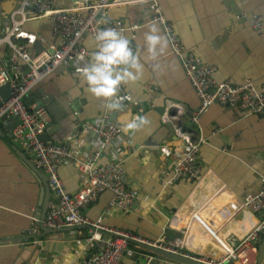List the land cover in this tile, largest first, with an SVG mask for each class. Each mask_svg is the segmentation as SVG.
<instances>
[{
    "label": "crops",
    "instance_id": "obj_1",
    "mask_svg": "<svg viewBox=\"0 0 264 264\" xmlns=\"http://www.w3.org/2000/svg\"><path fill=\"white\" fill-rule=\"evenodd\" d=\"M72 1L55 0L54 3L64 7ZM18 5L19 0H0V29L9 23V16ZM160 5L183 46L203 63L214 66L217 80L233 84L251 81L256 87L264 83V24L262 32L256 33L250 23L253 15L264 19V0H160ZM107 15L124 23H144L134 34H125L134 47L143 44L149 24L157 25L145 24L150 12L142 6H114ZM22 28L40 34L48 47L54 42L47 19L30 21ZM82 44L90 51L94 49L90 37L84 36ZM0 57L3 61L7 59L5 47ZM43 80L33 92L49 103L47 131L56 143H70L77 137L81 144L87 145L89 134L78 130L104 113L121 120L125 127L120 157L127 186L135 190L138 201L127 214L103 216L111 197L109 192H104L97 201L81 209L83 215L90 219L101 216L106 227L128 230L149 239L172 241L181 238L191 253L218 254L216 240L200 221H204L212 207L220 202L233 196L253 194L260 188L264 179V117H242L237 108L213 104L192 122L200 103L168 44L156 61L145 63L140 79L121 87L123 93H130L131 101L123 102L118 111L106 110L105 102L91 96L80 74L72 70L56 69ZM32 97L36 103L37 94ZM171 103L178 104L180 109L171 112L176 119L164 123L161 115L166 110L170 114ZM139 116H144L147 123L129 131L127 124ZM15 120L14 128L18 123ZM173 125L180 126L192 139H204L197 155L199 176L163 187L162 182L182 151ZM14 128L0 120V264H84L95 250L85 242L89 234L86 226L73 231L70 235L74 238L66 241L32 228L40 204L45 201L41 193L43 185L33 172L36 167L31 150L13 136ZM158 145H166L173 155L164 159ZM113 158V152L106 151L102 162ZM58 173L67 193L80 188V174L73 165L60 166ZM56 199L50 194L45 201L47 208ZM205 204L196 218H192L195 208ZM261 218L260 213L250 215L243 210L218 229L216 236L226 244L227 237H243ZM35 240L41 241V245L36 246ZM129 248L132 255L125 253L122 264L134 261L178 264L158 259L145 248ZM250 264H257V252L251 256ZM259 264H264V259Z\"/></svg>",
    "mask_w": 264,
    "mask_h": 264
},
{
    "label": "built area",
    "instance_id": "obj_2",
    "mask_svg": "<svg viewBox=\"0 0 264 264\" xmlns=\"http://www.w3.org/2000/svg\"><path fill=\"white\" fill-rule=\"evenodd\" d=\"M54 2L55 0H19L18 7L9 16V23L0 29V47H5L8 51L5 61L0 57V88L5 84L10 88L8 100L0 104V120L17 119L13 136L23 147L31 150L35 167L45 174L51 194L57 198L48 208L43 225L55 230L86 226L89 234L86 235L85 242L90 249L97 252L84 264H122V256L125 253L132 255L129 246L138 245L163 250L201 264H250L251 256L257 252L253 242L264 232V179L255 193L243 197L233 196L220 202L212 207L204 221H200L216 240L218 254L191 253L181 238H173L172 241L160 238L154 240L128 230L106 227L102 224L101 216L90 219L81 213V209L97 201L102 193L109 192L111 197L103 216L127 214L134 209L139 198L135 190L127 186L120 157L125 130L123 122L104 113L84 123L78 131L89 134L87 145L81 144L77 137L65 144L43 142L38 137L50 123L49 112L44 105L37 102L25 104L24 97L31 88L58 68L79 73V69L89 62L93 51L83 46L84 36L93 39L96 31L104 27H115L124 35L134 34L144 24L134 21L124 23L109 18L107 13L114 6H142L150 12V18L145 24L156 23L160 27L171 53L177 58L185 78L199 100L200 106L191 118L192 122H196L213 104L237 108L242 117H264V83L256 87L251 81L233 84L217 80L215 67L203 63L198 56L186 49L175 35L171 23L164 16L160 0H74L64 7ZM241 16L245 18L244 15ZM38 19L49 20L54 37V42L40 53H36L32 48L38 34L29 33L22 28L25 23ZM250 23L256 33L262 32L263 17L253 15ZM119 92L121 97H126L122 103L131 101L130 93H123L121 89ZM169 108L170 114L166 110L161 115V121L164 123L176 119L171 112H178L180 106L171 103ZM141 112L139 109L138 113ZM173 133L179 138L182 151L162 182L163 187L181 180H195L199 176L197 155L204 139H192L177 125H173ZM106 151L113 152L114 158L102 162ZM158 151L164 159L173 155L166 145H158ZM68 164L73 165L80 174L81 186L74 193L66 192L58 173L60 166ZM205 207L206 204L195 208L196 211L191 217L195 219ZM243 210L250 215L260 213L262 218L253 224L243 237H227L228 243L225 244L217 238L215 232ZM33 243L36 246L41 245V241L35 240ZM100 243H103L102 250L98 249ZM133 264L149 263L134 261Z\"/></svg>",
    "mask_w": 264,
    "mask_h": 264
},
{
    "label": "clouds",
    "instance_id": "obj_3",
    "mask_svg": "<svg viewBox=\"0 0 264 264\" xmlns=\"http://www.w3.org/2000/svg\"><path fill=\"white\" fill-rule=\"evenodd\" d=\"M93 41L90 60L79 69V74L86 91L96 99L103 100L109 112L120 110L122 101L126 99L118 94L121 87L140 79L145 63L156 61L167 49V40L155 24H149L143 44L139 47H134L130 39L115 27L99 29ZM145 123L146 118L139 116L126 127L131 131Z\"/></svg>",
    "mask_w": 264,
    "mask_h": 264
},
{
    "label": "water",
    "instance_id": "obj_4",
    "mask_svg": "<svg viewBox=\"0 0 264 264\" xmlns=\"http://www.w3.org/2000/svg\"><path fill=\"white\" fill-rule=\"evenodd\" d=\"M37 37L38 38L35 41V43L32 45V48H33V50L36 53H40L41 51L46 50L48 48V44L45 43L44 39L41 38L40 34H38ZM51 51L52 50H50L49 52L51 53ZM3 54H4V47H1L0 48V56H3ZM57 70H65L66 71V69H64V68H58ZM37 86L38 85L36 84L33 88H31L28 91V93L24 97V103L25 104H30L31 102H34L35 99H33L32 96H33V94H37V100H36L37 104L44 105L48 109V107H49L48 104L49 103L46 101V99H43L40 95L38 96V93L33 92L34 88L36 89ZM39 93H41V92L39 91ZM9 94H10L9 85L8 84L3 85L0 88V104L2 102H5V101L8 100ZM3 121L7 122L8 127H10L11 129L14 128V125H15V122H16L15 119H8V120H3ZM48 127L49 126L46 127L45 132L41 136H39L38 138H39L40 141H43V142H55V141H53L50 138V135H49V133L47 131ZM30 169H32V168H30ZM33 172L36 175H38L40 177L41 181H42L43 188H42L41 193H42V196H43L44 200L47 201L46 198L49 199L51 191H50V189L48 187V184L46 182V176H45V174L43 172H41L37 168L34 169ZM190 182H192V181H190ZM45 201H43V203L40 204V206H41L40 210H39L40 212L38 214V218L36 219L34 227H32V228H34V229L38 228L42 232H44L45 234H52L54 236L56 235V238L61 240V241H66L68 239H73L74 237L72 235H70V234L73 231H75V230L83 228V226L64 227V228H60V229H56L55 230V229H49V228H47V227H45L43 225V221H44L47 209H48L47 205L45 204ZM85 228H87V227H85ZM35 239H37V238H35ZM256 242H257L256 247L258 249V251H257V264H259L264 259V232L259 235V237L257 238ZM93 243L95 244V242H93ZM138 247L145 248V249L149 250L150 252L155 254L158 259L163 258V259H166L168 261L175 262V263H178V264H201V263L195 262V261H193L191 259H187V258L178 256V255H174V254H170V253H167V252H165L163 250H158V249H155V248H152V247H149V246L138 245ZM98 249L99 250L103 249V243L99 244ZM95 252H97V250H93L92 253L89 254V257L92 254H94ZM229 264H233V263H229Z\"/></svg>",
    "mask_w": 264,
    "mask_h": 264
}]
</instances>
